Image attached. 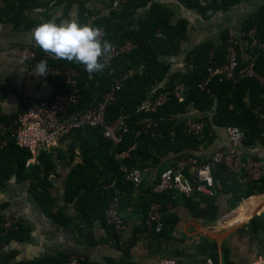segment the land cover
Segmentation results:
<instances>
[{"label":"trees","instance_id":"trees-1","mask_svg":"<svg viewBox=\"0 0 264 264\" xmlns=\"http://www.w3.org/2000/svg\"><path fill=\"white\" fill-rule=\"evenodd\" d=\"M6 6L0 10V17H7L8 21L19 30L35 25L27 20L22 8L30 9L41 5L39 0H2ZM67 2L64 17L68 16L74 0H57ZM163 0H127L119 10H112L106 17H95L85 7V2L79 3V21L81 23L100 26L104 31V39L112 45H122L130 40L139 44L131 51L121 53L106 61V67L99 72H88L83 65L58 58L47 59V64H53L62 70L74 68L77 70L78 84L83 96L79 102L71 106L72 110L79 111L94 107L107 93L115 82L119 73L134 70L124 86L117 92V100L107 108V117L115 119L121 113L129 114L131 130L125 134L123 142L115 146L104 135L101 127L83 126L74 130L72 134L83 138L82 149L85 153L83 163L77 165L70 172L67 179L66 200L76 203L83 216L92 217L103 205L108 185L113 186L111 196L120 199V214L127 202V195L134 188L133 183L125 180L121 164L141 169L146 164L159 165L163 158L172 154L177 160L181 155L192 154L208 137L211 124L218 127L227 125L236 126L245 132L243 145L252 147L264 143V84L258 80L241 77L236 82L219 81L213 77L204 89L198 85L207 74L211 60L218 65L226 61V50L229 38V29L221 31L219 41L208 39L200 45L187 51V69L172 72V58L183 53L187 41L190 21L181 18L174 22L175 11ZM186 8L196 10L204 20L208 21L214 13L226 11L241 0H212L203 6L195 0H178ZM114 0L108 4L112 7ZM57 3V4H58ZM91 20V21H89ZM139 23V26L135 25ZM254 28L258 38L264 42V5L246 18L239 27V31ZM43 54L42 49L37 50ZM255 69L258 75L264 77V55L257 54L254 58ZM186 84L183 91L184 99L174 94L178 83ZM162 85V87H161ZM157 89V91H155ZM69 91L71 87L58 79L55 82V91ZM170 91L168 100L154 112L141 110L140 106L157 94ZM196 110L206 120L207 126L201 136L191 135L187 131L185 114L189 110ZM214 111L212 119L209 113ZM149 121L152 126L146 127ZM13 123V117L0 113V182L9 179L13 174L30 182V190L39 207L50 218L61 226L67 225V217L59 210L54 209L53 199L49 192L51 186L49 176L53 172L51 156L42 153L37 163L27 167L31 153L19 148L14 140H7L8 132H3ZM172 132H174L172 134ZM71 134V135H72ZM6 141V142H5ZM2 143H5L2 146ZM135 148L125 159L116 157L117 151ZM166 169V168H164ZM162 171V170H161ZM161 174V173H160ZM215 180L224 192L239 190L241 197H249L254 192L264 190V180L259 185H246L243 191L242 183L236 174L229 173L225 165L221 164L214 173ZM171 193L154 196L148 205L159 202L163 204ZM240 199V198H239ZM165 200V199H164ZM123 205V206H122ZM122 215V214H121ZM4 214L0 215V219ZM164 219V217H163ZM145 224V220L143 222ZM28 234L20 224L16 230L4 233L0 228V264H10L15 253L7 249L13 240H24ZM67 259H43L34 264H65Z\"/></svg>","mask_w":264,"mask_h":264},{"label":"crops","instance_id":"crops-1","mask_svg":"<svg viewBox=\"0 0 264 264\" xmlns=\"http://www.w3.org/2000/svg\"><path fill=\"white\" fill-rule=\"evenodd\" d=\"M39 1L41 5L36 8L18 7L35 25L49 19L57 22L78 20V1L85 2V7L92 14L91 20L106 17L115 10L113 5H108L110 0H74L68 16L64 17L66 1ZM162 2L175 11V23L184 17L190 21L183 53L171 59L172 72L187 69L189 49L207 41L220 29L239 28L246 18L264 5V0H241L226 11L216 12L206 21L196 10L186 8L178 0ZM4 6L0 0V10ZM35 25L28 29L21 26L17 30L7 17H0V69L7 81V85L0 83V113L5 116L22 114L30 100H47L55 91L45 74H34L35 67H30L21 58L23 50L41 49L32 38ZM135 25L139 26V23L135 22ZM189 115L193 118L201 116L194 109L189 111ZM213 115L214 111L209 113L210 119ZM211 125L208 137L192 152L202 159L229 146L224 127ZM82 144L83 138L72 134L47 153L53 162L49 192L54 209L67 217L66 226H61L39 207L29 181L15 173L0 182V215L18 217L28 234V238L13 240L7 247L15 253L10 264H34L47 258L68 259L75 254L83 256V264H159L163 258L174 259L177 264H203L208 260L214 264H250L264 258V190L241 197L239 190L224 192L218 183L214 197L201 194L185 196L173 192L167 201L166 197L162 198L164 230L160 234L147 231L143 222L154 197L149 190L157 183L164 168L176 161L172 154L163 158L159 165H144L140 169L143 177L141 186L129 193L123 192L124 196L128 194L121 212L126 228L117 238L104 221L105 204L112 195V185H108L102 207L90 218L83 216L75 201L70 203L66 200L68 176L74 167L83 163L85 153ZM239 151L244 156L251 153L264 156V143L252 147L242 145ZM36 163L37 158L32 159L27 167ZM246 187L243 184L241 188L245 191Z\"/></svg>","mask_w":264,"mask_h":264},{"label":"built area","instance_id":"built-area-1","mask_svg":"<svg viewBox=\"0 0 264 264\" xmlns=\"http://www.w3.org/2000/svg\"><path fill=\"white\" fill-rule=\"evenodd\" d=\"M195 1L206 6L212 0ZM125 2L126 0H114L113 8L119 10ZM102 36L104 38V31ZM138 46V43L130 40L119 46L112 45L108 60L121 53L131 51ZM226 52V61L223 64L218 65L216 60L210 61L207 74L198 85L201 89H204L213 77H218L219 81L227 80L232 83L241 77H248L249 79L258 80L261 85L264 84V77L257 74L254 62L255 55L259 53L264 55V42L258 38L254 28L235 32L229 29ZM21 58L30 67H35L41 59H58L51 53L44 51L43 54H39L35 50H23ZM1 62L2 55L0 53V64ZM133 72L134 70L119 73L110 90L103 95L96 106L75 111L71 109V106L77 104L83 96L81 87L78 84L77 70L74 68L62 70L53 64H47V73L45 75L53 84L54 90L55 82L58 79H64L71 87V90H56L52 97L47 100H30L26 112L14 116L13 123L7 128L1 126V129L3 132H8L7 140H14L19 148L26 149L31 153V158L27 164H29L30 160L38 158L40 154L49 153L58 147L63 139L70 136L74 130L83 126L101 127L104 135L112 140L115 146H118L123 142L125 134L131 130L129 114L123 112L115 119H109L107 117V108L112 102L117 100V92L124 86ZM0 83L7 85L1 69ZM186 88V84L183 82L178 83L175 87L174 94L179 101H183V91ZM169 94L170 91L158 93L155 99L146 100L140 106V109L156 111L158 107L168 100ZM189 111L184 116L187 131L191 135L201 136L204 133L207 122L202 118V115L198 118H193L189 115ZM152 124L153 121H149L146 127H150ZM224 129L229 141L228 147L215 151L206 159L194 154L181 155L172 166L161 172L157 183L150 188V194L160 195L178 192L185 196L201 194L214 197L217 194V182L214 173L221 164L225 165L229 173L236 174L242 184L260 185L264 180V156L255 153L246 156L242 155L239 150L243 145L245 132L232 125H227ZM134 148L135 144L122 152L117 151L116 157L125 159ZM121 169L124 171L125 180L133 183L134 188L141 186L143 177L139 168L129 167L122 163ZM119 207L120 198L118 196H110L104 209L105 224L113 230L117 238L121 236L126 228ZM20 224L21 220L12 214H4L0 219V228L3 229L4 233L16 230ZM145 226L149 233H162L165 223L161 203L153 202L150 204L145 218ZM83 262V256L75 254L70 256L65 264H83ZM159 264H177V262L171 258H163ZM203 264H214V262L208 260ZM250 264H264V258L254 260Z\"/></svg>","mask_w":264,"mask_h":264},{"label":"clouds","instance_id":"clouds-1","mask_svg":"<svg viewBox=\"0 0 264 264\" xmlns=\"http://www.w3.org/2000/svg\"><path fill=\"white\" fill-rule=\"evenodd\" d=\"M100 26L81 23L77 19L57 22L54 19L35 25L32 38L46 53L83 65L90 73L106 67L112 45L102 36ZM34 74L47 73V61L41 59L33 70Z\"/></svg>","mask_w":264,"mask_h":264},{"label":"rangeland","instance_id":"rangeland-1","mask_svg":"<svg viewBox=\"0 0 264 264\" xmlns=\"http://www.w3.org/2000/svg\"><path fill=\"white\" fill-rule=\"evenodd\" d=\"M215 14V13H214ZM231 31L235 32L239 30V28H230ZM222 29H220L218 32L213 33L208 39H212L214 41H219L220 39V34H221Z\"/></svg>","mask_w":264,"mask_h":264}]
</instances>
